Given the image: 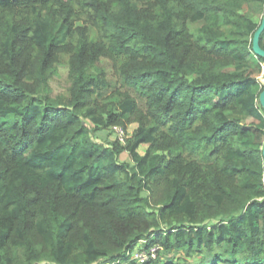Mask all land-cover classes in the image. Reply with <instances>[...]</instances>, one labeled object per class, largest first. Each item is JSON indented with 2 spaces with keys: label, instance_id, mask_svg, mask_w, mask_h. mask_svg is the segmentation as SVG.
I'll return each mask as SVG.
<instances>
[{
  "label": "trees",
  "instance_id": "obj_1",
  "mask_svg": "<svg viewBox=\"0 0 264 264\" xmlns=\"http://www.w3.org/2000/svg\"><path fill=\"white\" fill-rule=\"evenodd\" d=\"M263 13L0 0V264H137L140 243L157 248L142 264H264V85L249 69ZM131 124L124 146L93 135Z\"/></svg>",
  "mask_w": 264,
  "mask_h": 264
},
{
  "label": "rangeland",
  "instance_id": "obj_2",
  "mask_svg": "<svg viewBox=\"0 0 264 264\" xmlns=\"http://www.w3.org/2000/svg\"><path fill=\"white\" fill-rule=\"evenodd\" d=\"M249 12L252 15V18L255 22H258L260 20L259 15H257L254 10H251L250 7H245L243 12ZM90 36L92 39H96L97 37V32L94 28H90ZM264 63H260V65H255L254 63H251L249 65V69L252 73L255 74L257 81L261 84L264 85V70L263 67ZM50 87L52 90V96H57V95H68V89H69V80L67 78V68L65 66H58L57 67V72L56 74L52 77L50 81ZM86 124L93 127V125L90 123L89 120H86ZM121 126V125H118ZM123 127V126H122ZM136 125L131 124L128 125L126 129L127 132V139L126 141L130 138L131 134L133 133ZM113 126L108 127L107 129L103 130H98L94 132V137L97 141H101L105 144H110L114 141H117L116 138L114 137V133L112 130ZM118 142V141H117ZM122 145V144H121ZM124 146V145H122ZM147 146H142L139 148V153H144L146 150ZM119 161L121 162H126V163H131L128 157L127 152H123L120 157ZM143 195H147V193H143ZM131 260H134L137 264H141V259L147 260L149 256L147 255V252L141 248V243L138 245V247L135 248V250L132 253ZM200 256H196L192 259H186L182 254L177 255V258L173 260V263L176 264H198L200 261Z\"/></svg>",
  "mask_w": 264,
  "mask_h": 264
},
{
  "label": "water",
  "instance_id": "obj_3",
  "mask_svg": "<svg viewBox=\"0 0 264 264\" xmlns=\"http://www.w3.org/2000/svg\"><path fill=\"white\" fill-rule=\"evenodd\" d=\"M264 31V13L261 18L260 24L256 31L254 32L252 39H251V51L255 55V57L264 58V49L260 47L259 39ZM259 104L264 112V90L259 95ZM262 156H263V166H264V142L262 147Z\"/></svg>",
  "mask_w": 264,
  "mask_h": 264
},
{
  "label": "built area",
  "instance_id": "obj_4",
  "mask_svg": "<svg viewBox=\"0 0 264 264\" xmlns=\"http://www.w3.org/2000/svg\"><path fill=\"white\" fill-rule=\"evenodd\" d=\"M263 70H264V66L262 67ZM113 130V133H114V137L116 138V140L122 144V145H125L126 143V139H127V132H126V129L122 126H113L112 128ZM156 251H157V248H152L150 249V251L147 253V255L149 256L148 259H152V258H155V255H156ZM147 259V260H148ZM147 260H144V259H141V262L143 263L144 261H147ZM141 263V264H142Z\"/></svg>",
  "mask_w": 264,
  "mask_h": 264
},
{
  "label": "crops",
  "instance_id": "obj_5",
  "mask_svg": "<svg viewBox=\"0 0 264 264\" xmlns=\"http://www.w3.org/2000/svg\"><path fill=\"white\" fill-rule=\"evenodd\" d=\"M142 146H146V145H141L140 147H142Z\"/></svg>",
  "mask_w": 264,
  "mask_h": 264
}]
</instances>
